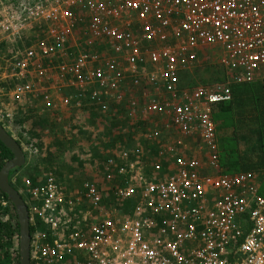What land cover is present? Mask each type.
Returning <instances> with one entry per match:
<instances>
[{"label":"built area","instance_id":"built-area-1","mask_svg":"<svg viewBox=\"0 0 264 264\" xmlns=\"http://www.w3.org/2000/svg\"><path fill=\"white\" fill-rule=\"evenodd\" d=\"M0 53L16 141L15 107L42 104L114 109L146 143H118L99 182L23 181L30 264H264V197L222 171L214 122L264 72V0H0ZM205 53L224 80L184 86Z\"/></svg>","mask_w":264,"mask_h":264},{"label":"rangeland","instance_id":"rangeland-1","mask_svg":"<svg viewBox=\"0 0 264 264\" xmlns=\"http://www.w3.org/2000/svg\"><path fill=\"white\" fill-rule=\"evenodd\" d=\"M215 58L216 56L212 53L200 55L198 63L182 74V84L191 87L223 81L224 73L217 66ZM257 80L264 81V72ZM18 110L20 107L16 106L15 111ZM20 112L22 113V111H18L19 114ZM29 112L31 111L26 114ZM120 113L110 109L106 115H102L87 109L80 113L76 112L71 117L65 116L66 119L64 117H50L57 119H52L54 122H49V126L56 127L60 121L62 126H58L59 129L56 131L55 127L52 128V131L49 129L44 131V135L37 136L31 141V147L22 149L25 164L14 172L17 173L15 179L23 183L24 180L29 179L30 175H34L37 182L43 179L48 172H53L60 177L65 189L74 187L80 181L88 180L91 173L97 174L99 171V169H94L92 165L93 157L98 161L103 160L102 155L104 154L101 146H109V143L112 145L122 143L121 136L127 135L124 131V128L127 127H120L117 122ZM14 123H16V119ZM13 126L11 128L16 129ZM91 131L93 132L91 133ZM119 136L121 142L116 141ZM131 138H135L132 142L133 146H146L142 134L140 136L133 135ZM38 139L40 140L38 141ZM145 151L142 154L147 156V149ZM14 173L13 175H15ZM254 175L257 185L261 188V175ZM22 192H24L23 189Z\"/></svg>","mask_w":264,"mask_h":264},{"label":"trees","instance_id":"trees-1","mask_svg":"<svg viewBox=\"0 0 264 264\" xmlns=\"http://www.w3.org/2000/svg\"><path fill=\"white\" fill-rule=\"evenodd\" d=\"M231 91L232 100L217 105L214 109L221 169L226 174L261 175L260 193L264 197V83L232 86ZM14 124L13 127L18 132L16 142L24 149L34 138L40 136L48 122L39 121L33 116L24 118L20 112ZM11 157L10 151L0 143V170ZM11 174L10 185L23 199L20 182L13 183ZM28 178L36 183L34 175ZM18 236L14 209L0 191V264H18Z\"/></svg>","mask_w":264,"mask_h":264},{"label":"water","instance_id":"water-1","mask_svg":"<svg viewBox=\"0 0 264 264\" xmlns=\"http://www.w3.org/2000/svg\"><path fill=\"white\" fill-rule=\"evenodd\" d=\"M0 143L10 151L11 159L0 170V191L12 205L18 224V264H30V229L28 224L27 207L18 193L10 185V174L18 171L25 164V156L21 147L17 144L0 124ZM12 176V174H11Z\"/></svg>","mask_w":264,"mask_h":264},{"label":"crops","instance_id":"crops-1","mask_svg":"<svg viewBox=\"0 0 264 264\" xmlns=\"http://www.w3.org/2000/svg\"><path fill=\"white\" fill-rule=\"evenodd\" d=\"M254 83H264V81H262V80H256V81H254ZM85 110H87V108H83V110H74V109H71V110H68V111H60V110H58V109H56V108H54V105H51L50 107H43V105L42 104H40L39 105V107L37 108V109H35V110H32V113L31 112H29V114H25V118H29V117H32V116H34V118L35 119H39V121H41V120H46L47 122H48V125H47V127H45L42 131H41V133H40V136H42V135H44V131H46V130H51L52 131V128L53 127H55V126H49V122H54L52 119H57V118H50V117H64V119H66L67 117H65V116H68V117H71V116H73L76 112H78V113H80V112H82V111H85ZM29 110H27L26 111V113L28 112ZM122 114L120 113V118H119V120L117 121L118 123H119V125H120V127H122V126H125V127H127V125H126V123H125V119H121V116ZM64 121V120H63ZM58 126L59 127H61L62 126V123H61V121L57 124V126L55 127V131L57 130V129H59L58 128ZM11 128V127H10ZM128 128V127H127ZM127 128H124V130L125 131H128V129ZM12 129V128H11ZM93 131H91V133H92ZM90 134V133H89ZM88 134V135H89ZM127 136H124V137H122L121 136V141H122V143H121V146L122 147H127V146H131L132 145V141H131V139H129L128 141L127 140H124L125 138H126ZM117 140H119L120 141V136L116 139V141ZM109 146H101L102 147V150H103V154L104 155H102V159H104L106 156H108V155H114L115 153H118L119 151H126V150H122V149H119V148H117L118 147V143H115V144H111V143H109L108 144ZM24 150H25V148H24ZM100 150V149H99ZM72 160V159H71ZM97 160V161H96ZM93 168L94 169H99V171H98V173L97 174H94V172L93 173H91V175L89 176V179H88V181H92V182H99V181H101V175H102V160H100V161H98V159H96V158H94L93 157ZM95 171V170H94ZM15 174V173H14ZM17 174V173H16ZM13 175L12 174V176H11V181L12 182H14V183H17L18 182V179H15L16 177H17V175ZM59 177V176H58ZM60 178V177H59ZM39 181V180H38ZM84 181H87V180H84ZM84 181H80V183H82V182H84ZM79 183V184H80ZM79 184H77V185H79ZM77 185H74V186H77ZM260 187V186H259ZM20 189H21V191H22V189H23V191H24V188H23V183L21 182L20 183ZM260 189V191H261V188H259ZM22 193V192H21ZM24 193V192H23ZM261 194V193H260Z\"/></svg>","mask_w":264,"mask_h":264}]
</instances>
